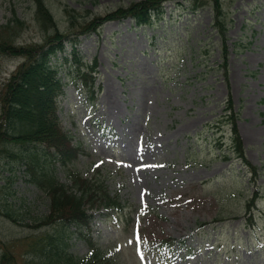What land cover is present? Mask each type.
Wrapping results in <instances>:
<instances>
[{"label": "rangeland", "instance_id": "1", "mask_svg": "<svg viewBox=\"0 0 264 264\" xmlns=\"http://www.w3.org/2000/svg\"><path fill=\"white\" fill-rule=\"evenodd\" d=\"M138 1L46 0L61 29L67 7L91 19ZM194 1H166L141 25L130 17L108 20L51 57L65 82L60 121L81 148L70 167L100 178L125 203L123 211L102 208L91 222V236L112 264H264V0H198L196 10ZM13 11L25 20L12 31L13 44L41 43L53 32L32 0H0V25ZM23 60L0 52V90ZM93 65L94 94L78 76ZM7 146L0 208L7 202L26 224L0 213V251L9 242L19 256L31 249V236L43 241L59 229L34 227L50 200L29 180L27 165L67 184L69 167L42 145ZM167 236L184 243L168 251L158 245ZM67 238L74 256L89 253L84 234Z\"/></svg>", "mask_w": 264, "mask_h": 264}, {"label": "trees", "instance_id": "2", "mask_svg": "<svg viewBox=\"0 0 264 264\" xmlns=\"http://www.w3.org/2000/svg\"><path fill=\"white\" fill-rule=\"evenodd\" d=\"M164 1L168 0H140L128 7H118L104 15H97L91 19L82 18L74 9L67 7L65 10L67 27L61 29L54 14L49 8L46 0H32L35 5L36 17L52 33H47L45 40L41 43L13 44L12 31L22 28L25 20L20 19L16 12L4 25H0V52L22 56L23 61L12 72L0 90V153L9 151L7 145L20 143L31 145H42L53 155H57L67 169V177L70 183L60 181L50 171H37L34 165H27L31 173V179L38 188L45 191L49 198V210L39 219L37 226L58 225L56 232H45L39 241L37 235L31 236V249L28 252L17 256L11 250V244L4 242L0 251V264H112L113 258L95 244L90 235V223L93 218L92 210L99 207L122 210L124 204L119 195L110 194L107 185L96 177H88L70 163L78 157L79 147L72 142V136L68 134L60 122L58 115V97L63 93L64 82L59 75L58 66L51 62V57L64 47V38L72 33L83 34L98 30L108 20L123 19L131 16L137 24L151 22V16L161 11ZM202 3L194 1L192 7L197 9ZM220 6V3H218ZM219 10L220 7H219ZM225 16V14H223ZM24 24V25H23ZM93 67L91 70H78L85 83L92 79ZM93 81V80H92ZM92 94L94 90H91ZM234 140L239 155L243 156L242 142L236 126L233 127ZM250 165L253 175H258V169ZM258 193V190L256 191ZM257 194L252 196L248 207H252L257 199ZM253 203V204H252ZM5 202L0 213L13 222L24 225V217ZM216 220V219H215ZM205 225V223H202ZM74 225L75 229L70 230ZM78 230L84 234L90 245L89 253L77 258L68 251V235ZM43 234V233H42ZM183 240L179 241L182 243ZM169 251L173 250L174 238L164 237L160 240ZM18 250L22 241L18 239ZM14 243L12 245H14ZM28 243V242H27ZM27 243L25 245H27ZM23 257L20 262L19 258Z\"/></svg>", "mask_w": 264, "mask_h": 264}]
</instances>
